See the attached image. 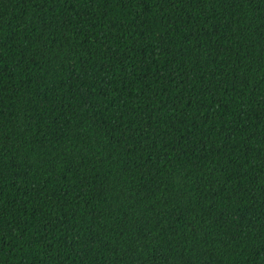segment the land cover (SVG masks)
Segmentation results:
<instances>
[{
  "label": "trees",
  "instance_id": "1",
  "mask_svg": "<svg viewBox=\"0 0 264 264\" xmlns=\"http://www.w3.org/2000/svg\"><path fill=\"white\" fill-rule=\"evenodd\" d=\"M0 264H264V0H0Z\"/></svg>",
  "mask_w": 264,
  "mask_h": 264
}]
</instances>
